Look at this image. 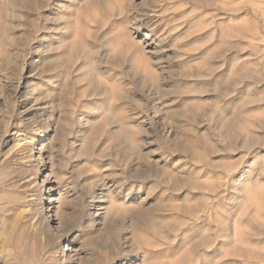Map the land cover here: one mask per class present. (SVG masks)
Wrapping results in <instances>:
<instances>
[{"label":"rangeland","instance_id":"rangeland-1","mask_svg":"<svg viewBox=\"0 0 264 264\" xmlns=\"http://www.w3.org/2000/svg\"><path fill=\"white\" fill-rule=\"evenodd\" d=\"M0 257L264 264V0H0Z\"/></svg>","mask_w":264,"mask_h":264},{"label":"bare ground","instance_id":"bare-ground-1","mask_svg":"<svg viewBox=\"0 0 264 264\" xmlns=\"http://www.w3.org/2000/svg\"><path fill=\"white\" fill-rule=\"evenodd\" d=\"M146 36L149 37L150 35H146ZM31 145H32V144H31ZM36 155H37V154H36ZM39 156H40V154H39ZM39 156H38V157H39ZM38 159H39V158H38ZM44 185H45V184H44ZM13 214H14V213H13ZM11 215H12V214H11ZM18 217H19V216H18ZM17 219H18V218H17ZM21 223H22V222H21ZM4 257H5V256H4ZM0 258H1V257H0ZM5 258H6V257H5Z\"/></svg>","mask_w":264,"mask_h":264}]
</instances>
